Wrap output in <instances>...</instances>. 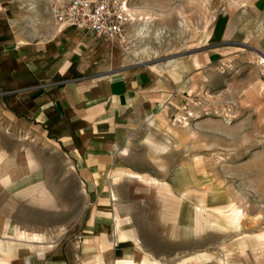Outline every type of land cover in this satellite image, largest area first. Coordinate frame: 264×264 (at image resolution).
Listing matches in <instances>:
<instances>
[{
	"label": "rangeland",
	"instance_id": "1",
	"mask_svg": "<svg viewBox=\"0 0 264 264\" xmlns=\"http://www.w3.org/2000/svg\"><path fill=\"white\" fill-rule=\"evenodd\" d=\"M123 1L129 15L122 35L111 40L123 63L163 65L197 50L218 52L201 72H189L179 81V98L167 114L147 118L131 135L130 164L113 190L117 223L140 227V232L147 222L156 226L151 236L144 234L143 246L135 235L132 240L160 264H193L190 250L209 254L202 264H240L244 257L233 253L240 245L264 264V251L258 248L264 250V50L219 44L234 28L247 29L253 37L264 33V0ZM14 2L19 21L47 18L49 0ZM8 133L25 137L27 131L0 120V139L6 145L10 141L3 134ZM49 155L55 167L42 174L51 186L68 185L66 204L35 213L28 222L6 221L1 230L25 245L40 241L30 248L34 252L66 243L78 231L72 220L80 200L72 188L75 180L63 158ZM34 198L47 200L42 193ZM185 200L192 202L195 218L192 246L186 249L178 240L191 225L171 223L166 216V209L176 212ZM160 201L161 234L159 224L147 218L157 216L153 212ZM236 209L239 216L232 218ZM244 259L249 263L250 258Z\"/></svg>",
	"mask_w": 264,
	"mask_h": 264
},
{
	"label": "crops",
	"instance_id": "2",
	"mask_svg": "<svg viewBox=\"0 0 264 264\" xmlns=\"http://www.w3.org/2000/svg\"><path fill=\"white\" fill-rule=\"evenodd\" d=\"M18 9L14 0H0V120L27 131L25 137L3 134L9 145L0 139V208L5 210H0V264H160L132 240L135 235L142 244L156 226L147 222L140 232V227L117 223L113 190L129 167L133 132L147 118L167 114L179 98V81L201 72L218 50H197L170 64L133 66L123 63L116 44L88 29L55 22L49 8L47 18L25 23L17 18ZM247 32L234 28L219 44L264 50V33L253 37ZM50 152L64 159L75 180L72 188L80 200L72 220L78 231L66 243L34 252L30 248L40 241L25 245L1 230L6 221L28 222L35 213L66 204L68 185L51 186L42 174L55 167ZM40 193L46 202L34 198ZM191 205L185 200L176 212L166 209L169 222L191 225L178 240L190 247L195 232ZM154 208L157 216L147 218L159 224L161 234V201ZM188 253L193 264L209 256L204 250ZM233 253L250 258L240 264H261L246 245Z\"/></svg>",
	"mask_w": 264,
	"mask_h": 264
},
{
	"label": "built area",
	"instance_id": "3",
	"mask_svg": "<svg viewBox=\"0 0 264 264\" xmlns=\"http://www.w3.org/2000/svg\"><path fill=\"white\" fill-rule=\"evenodd\" d=\"M53 20L92 31L108 41L120 37L127 12L123 0H49Z\"/></svg>",
	"mask_w": 264,
	"mask_h": 264
},
{
	"label": "bare ground",
	"instance_id": "4",
	"mask_svg": "<svg viewBox=\"0 0 264 264\" xmlns=\"http://www.w3.org/2000/svg\"><path fill=\"white\" fill-rule=\"evenodd\" d=\"M124 6H125V4H124ZM125 9H126V12H127L128 10H127L126 6H125ZM127 14H128V12H127ZM260 62H262L264 64V58H261L260 59ZM238 216H239V211L237 209L236 210H233L232 213H231V217L232 218H237Z\"/></svg>",
	"mask_w": 264,
	"mask_h": 264
}]
</instances>
